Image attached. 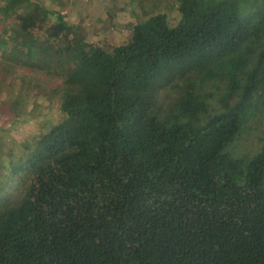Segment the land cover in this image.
<instances>
[{
    "label": "trees",
    "instance_id": "obj_1",
    "mask_svg": "<svg viewBox=\"0 0 264 264\" xmlns=\"http://www.w3.org/2000/svg\"><path fill=\"white\" fill-rule=\"evenodd\" d=\"M176 1L115 45L3 0L70 68L1 167L0 264H264V0Z\"/></svg>",
    "mask_w": 264,
    "mask_h": 264
},
{
    "label": "rangeland",
    "instance_id": "obj_2",
    "mask_svg": "<svg viewBox=\"0 0 264 264\" xmlns=\"http://www.w3.org/2000/svg\"><path fill=\"white\" fill-rule=\"evenodd\" d=\"M46 8L62 14L76 25V32L87 42L119 44L130 34L132 23L159 11L178 17L176 0H40ZM3 0H0V6ZM0 11V20L2 17ZM171 20V19H170ZM171 20V21H173ZM13 30L0 33V103L13 99L12 107L0 104V187L6 179L1 167H10L30 135L40 134L51 125L58 104L54 89L64 82L69 59L54 54L49 47L24 46ZM32 48V50L28 48ZM40 115V113H42ZM17 116L19 118H17ZM13 119V121H12ZM264 129V125L260 130ZM258 133V132H257Z\"/></svg>",
    "mask_w": 264,
    "mask_h": 264
}]
</instances>
